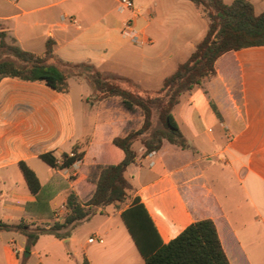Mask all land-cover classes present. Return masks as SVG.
Listing matches in <instances>:
<instances>
[{
	"label": "crops",
	"instance_id": "0c3cea01",
	"mask_svg": "<svg viewBox=\"0 0 264 264\" xmlns=\"http://www.w3.org/2000/svg\"><path fill=\"white\" fill-rule=\"evenodd\" d=\"M248 1L255 14L261 13L254 0ZM62 2L0 0V33L5 41L32 53H41L51 38L53 54L60 60L88 63L104 75L134 82L105 66L130 45L120 36L127 14L105 11L97 4L99 9L94 4L87 10L77 9V2L68 5L76 10L68 11L60 7ZM134 2L140 8L136 20L147 24L157 0ZM195 8L196 31L172 29L173 35L167 39L186 53L185 60L207 30V18ZM67 17L74 18L75 23ZM64 23L79 29L73 40ZM102 48L104 53L97 52ZM68 84V92L62 93L42 83L0 79L2 223L24 222L47 229L53 222H61L67 212V195L72 192L79 200L90 195L96 167L107 163L110 139L126 134H117L126 117H108L100 102L90 104V109L96 110L92 124H83L82 106L92 90L79 77H70ZM174 110L181 119L192 116L187 133L176 121ZM171 112L187 147L181 149L163 141L159 150L141 157L143 148H134L133 143L138 158L123 172L132 186V197L139 198L163 243L190 223L209 219L230 264H264V46L222 55L215 63L214 76L183 93ZM72 148L82 153L73 176L39 158L51 153L59 159ZM116 154L119 160L121 155ZM19 162L37 177L39 201L29 192ZM125 207L111 204L96 208L73 228L59 231H68L66 237L42 233L28 251L24 235L0 229V264H143L120 218ZM38 208L44 218H34Z\"/></svg>",
	"mask_w": 264,
	"mask_h": 264
},
{
	"label": "trees",
	"instance_id": "16d2710c",
	"mask_svg": "<svg viewBox=\"0 0 264 264\" xmlns=\"http://www.w3.org/2000/svg\"><path fill=\"white\" fill-rule=\"evenodd\" d=\"M187 1L200 8L207 18L206 33L187 59L179 63L156 90L141 91L130 84L128 79L114 75L106 77L88 63L62 61L53 54L54 41L51 38L45 41L41 53H32L21 50L13 41H5V35L0 33V79L10 77L42 83L57 92L67 93L68 79L83 77L95 100L117 98L124 112L139 111L142 118L138 129L110 139L107 163L96 167L90 195L79 200L76 194L69 193L64 204L67 212L61 222L55 221L47 229L39 225L32 227V224L24 222H0V229L14 230L24 235L26 251L40 234L66 237L68 231H59L73 228L93 215L96 208L119 204L126 206L120 218L143 264H230L220 245L216 228L209 219L190 223L176 237L163 243L139 198L132 197V186L123 176L126 167L134 164L138 158L132 149L136 141H140L143 148L141 157L159 150L163 141L185 149L187 142L171 112L179 97L214 76L215 63L225 53L264 46V11L255 14L248 0H233L230 3L224 0ZM154 112L155 126L152 121ZM116 153L121 155L119 160L116 159ZM71 154H63L56 159L51 153H45L39 158L49 167L61 170L81 160L82 153L76 148H72ZM18 167L29 192L39 201L41 186L37 177L24 162H19ZM43 215L42 209L38 208L34 218H44Z\"/></svg>",
	"mask_w": 264,
	"mask_h": 264
},
{
	"label": "rangeland",
	"instance_id": "374dc122",
	"mask_svg": "<svg viewBox=\"0 0 264 264\" xmlns=\"http://www.w3.org/2000/svg\"><path fill=\"white\" fill-rule=\"evenodd\" d=\"M224 1L230 3L232 0ZM72 2L78 3L77 9L83 7L84 10H87L88 5L91 6V4H94L95 9L98 8L95 6L97 4L105 11H113L116 8L115 0H64L60 4V7L68 9V11L76 10L75 8L71 9L68 7ZM254 4L258 12L264 11V0H254ZM143 12L144 10L141 15L144 14ZM195 15V6L187 0H157L153 18L147 24L140 23L136 19L133 23L137 30L141 31L146 37L153 39V44H146L141 48L131 46V44L125 45V49L106 61L105 66L111 70H115L117 75L131 78L134 82L128 80L130 84L141 91L158 89L161 86L163 77L170 74L176 65L183 62L186 58V53L175 49L172 43H167V39L173 35L172 29H184L187 32L196 31ZM63 25L67 26L65 23ZM67 27L71 32L69 34L70 40H73L79 29L69 25ZM104 51L102 48L97 52L104 53ZM105 76L110 77L111 75L107 74ZM79 79L86 82L83 77H79ZM123 85L130 87L128 84ZM87 101L82 106V110L85 112L83 120V124L85 125L92 124L96 118V110L90 109L91 102H100L101 108L108 117H126L127 120L118 126L117 134H125L131 130H136L141 124L142 118L139 111L124 113L117 98L99 101L95 100L91 94L87 98ZM173 115L180 127L187 133L186 128L188 127V123L193 121L192 116L185 115L184 119H181L175 110ZM152 121L153 126H155V112L152 115ZM139 146H141L140 141L134 142V148ZM91 173H93V170Z\"/></svg>",
	"mask_w": 264,
	"mask_h": 264
},
{
	"label": "built area",
	"instance_id": "2783aa9c",
	"mask_svg": "<svg viewBox=\"0 0 264 264\" xmlns=\"http://www.w3.org/2000/svg\"><path fill=\"white\" fill-rule=\"evenodd\" d=\"M16 1V0H11ZM135 0H115L116 2V12L123 15L127 14V17L123 21L121 28H120V36L121 38L126 41L127 43L136 46V47H142L146 44H150V39L147 38L141 31L137 30L134 26L135 19L138 18L140 14V8L136 7ZM67 20L71 23H75V19L72 17H67ZM153 152L147 154L151 155ZM68 156H72L71 153L68 154ZM58 163H60L58 161ZM80 161L77 160L73 162L69 167H66L64 169L65 173H67L68 176H73L75 172L78 170ZM89 242L92 241V239H88Z\"/></svg>",
	"mask_w": 264,
	"mask_h": 264
},
{
	"label": "water",
	"instance_id": "95a60500",
	"mask_svg": "<svg viewBox=\"0 0 264 264\" xmlns=\"http://www.w3.org/2000/svg\"><path fill=\"white\" fill-rule=\"evenodd\" d=\"M25 254H28L27 252Z\"/></svg>",
	"mask_w": 264,
	"mask_h": 264
}]
</instances>
